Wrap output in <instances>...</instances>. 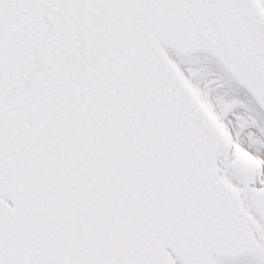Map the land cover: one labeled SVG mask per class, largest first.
Masks as SVG:
<instances>
[{
	"label": "snow or ice",
	"instance_id": "1",
	"mask_svg": "<svg viewBox=\"0 0 264 264\" xmlns=\"http://www.w3.org/2000/svg\"><path fill=\"white\" fill-rule=\"evenodd\" d=\"M0 264H264V0H0Z\"/></svg>",
	"mask_w": 264,
	"mask_h": 264
}]
</instances>
